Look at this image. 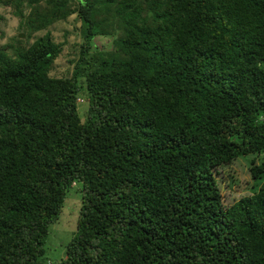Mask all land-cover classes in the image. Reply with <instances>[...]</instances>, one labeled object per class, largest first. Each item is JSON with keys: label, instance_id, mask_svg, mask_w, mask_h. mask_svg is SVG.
I'll list each match as a JSON object with an SVG mask.
<instances>
[{"label": "trees", "instance_id": "16d2710c", "mask_svg": "<svg viewBox=\"0 0 264 264\" xmlns=\"http://www.w3.org/2000/svg\"><path fill=\"white\" fill-rule=\"evenodd\" d=\"M76 1L0 0L29 36L76 14L83 39L62 78L49 30L0 46V264H45L71 187L59 264H264V186L227 207L213 175L264 150V0Z\"/></svg>", "mask_w": 264, "mask_h": 264}, {"label": "rangeland", "instance_id": "374dc122", "mask_svg": "<svg viewBox=\"0 0 264 264\" xmlns=\"http://www.w3.org/2000/svg\"><path fill=\"white\" fill-rule=\"evenodd\" d=\"M72 2L77 4L76 0H72ZM111 21L112 17L108 19V24ZM80 28V20L74 14L64 20L53 22L47 30L29 36V32L19 19L12 14L11 9L0 5V46L16 47L18 40L22 41V46H27L48 30L54 41L63 45L60 56L55 60L49 72L50 76L55 78L70 77L72 75L73 63L78 59L79 46L83 43ZM118 36H120V31L118 24H115L108 36H98L93 39L91 52L113 51ZM83 96L84 93H81V98L77 99L80 114L87 108V100ZM81 120L83 121V117H81ZM263 162L264 150L243 156L230 164L219 166L213 170L223 206L228 207L243 197L253 196L261 189V186H264V177L261 182H258L254 181L250 174V169L254 165H260ZM80 208L81 200L78 187H71L56 223L49 227L48 237L44 245L43 260L45 264H59L60 260L65 257L66 245L76 230V220Z\"/></svg>", "mask_w": 264, "mask_h": 264}]
</instances>
